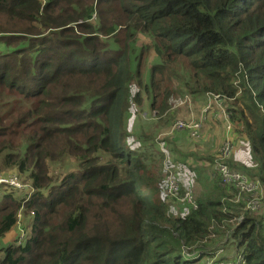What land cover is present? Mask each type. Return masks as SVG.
<instances>
[{
  "label": "trees",
  "instance_id": "16d2710c",
  "mask_svg": "<svg viewBox=\"0 0 264 264\" xmlns=\"http://www.w3.org/2000/svg\"><path fill=\"white\" fill-rule=\"evenodd\" d=\"M94 2L116 4L115 21L92 24ZM0 9L43 28L3 41L0 85L26 87L30 106L0 126V170H17L31 189L19 195L0 184V239L22 209L32 229L23 243L0 247V264H264V197L259 212L246 209L215 171L196 208L168 197L165 174L129 148L123 123L125 41L141 32L159 58L142 89L149 109L172 113L178 94L222 99L233 141L251 157L237 169L264 189V0H0ZM120 32L122 47L97 35L119 44ZM86 78L100 90L82 100L86 86L75 79ZM170 127L159 133L170 138ZM65 155L75 169L56 176L47 161Z\"/></svg>",
  "mask_w": 264,
  "mask_h": 264
},
{
  "label": "rangeland",
  "instance_id": "374dc122",
  "mask_svg": "<svg viewBox=\"0 0 264 264\" xmlns=\"http://www.w3.org/2000/svg\"><path fill=\"white\" fill-rule=\"evenodd\" d=\"M78 1V0H77ZM85 1V0H81ZM105 6H97L94 2V12L93 16L90 20L92 24L96 27L99 24H108L110 25L113 21H115L118 17V12L116 13L115 7L116 4L112 2H107ZM0 11H2L0 9ZM39 27V28H38ZM119 28V27H118ZM39 29V31H38ZM41 26H33L29 24H22L17 20H8L7 18L0 16V58L1 55L8 51L9 48L4 46L3 41L5 37H8V33H13L14 31H22L27 34H34L42 31ZM51 29L46 30L47 33ZM101 41H105L109 47H122L124 45L125 38L123 34L116 33L115 39L118 40L119 44L115 43L112 38H106L102 34H97ZM38 36V35H36ZM114 42V43H113ZM142 53H139V47L146 46ZM150 39L143 33H138L136 41L133 43L132 41H125V51L130 57L131 64H128V81L126 85V105L123 111V123H125L126 119V142L130 149L140 151L144 156H148L153 159L152 165L150 168L154 170V175L158 171V174H165V188H166V171H172L178 180V183L181 187V190L190 191L191 195L193 194L194 198L197 199L201 195L202 192H205V188L211 185V182L207 183L206 177L211 175L214 169V162L217 159L220 151V147L222 142L218 136H213L210 132L208 133L206 129L208 127L215 128V133H220L222 127L217 124L207 123V112L211 109L214 104V97H206V96H195L192 97L189 94H178L173 99L172 113H163L161 115L155 114L153 111L149 109L150 107V99L147 98V94L142 90L144 85L148 83L150 78V72L152 71V67L159 62V58L156 53L149 49ZM139 62V68H136V65ZM139 80L143 85L140 84ZM76 83L80 85H85L86 88L82 92L80 98L82 100L87 99L92 94L97 93L100 88L98 87V79L97 78H86V79H75ZM21 85H25L20 83ZM23 90V91H22ZM28 89L25 87L24 89H18L16 87H8L7 85H0V126H11L14 124L13 122L16 120V117L21 113V109H17L12 112L15 107L28 108L30 106L29 97L26 96ZM61 91L60 88H53L51 94H57ZM135 94H139V102L136 101ZM44 96L41 98L44 99ZM26 100H25V99ZM207 103H206V100ZM198 103V104H197ZM206 103V105H205ZM49 104V102H48ZM198 111L194 112V110L198 107ZM205 105V106H204ZM61 106L60 104L57 105ZM204 108L202 109V107ZM206 115V116H205ZM205 116V120H204ZM178 120L185 121L189 124H200V137L197 139L198 141H192L189 138L188 129L181 130V138L180 143H178L179 148L181 149L180 155L177 157L172 156L170 153V144L169 138L166 135L159 133L162 129H166L169 126L171 131L172 126ZM217 126V127H214ZM185 137L188 140H184ZM208 138V142H204L205 138ZM159 144L160 151L158 152L154 148H151V141ZM184 141V142H183ZM163 144H167L168 148H164ZM170 144V145H169ZM149 149H153L152 152ZM211 150V152H215V156H210L207 154V150ZM247 149V148H246ZM242 150V147H241ZM177 150H173V154L175 155ZM251 160V159H250ZM249 161V160H248ZM47 163L56 168V176L62 175L64 173H68L71 169H75V160L66 156L60 158L56 162ZM237 167H231L234 169L240 168L243 165L240 162H237ZM248 163V162H247ZM248 166H252V162H249ZM157 170V171H156ZM239 170V169H237ZM241 171V170H240ZM216 172V171H215ZM64 176V175H63ZM61 177H56V182L60 181ZM5 180L15 184L18 182L19 186L13 187L8 186L7 184H2L4 188H8L7 190L13 191L14 188L18 189L17 192L20 195H24L27 191H29L30 185L25 176H20L17 170H0V181L4 182ZM211 179L210 181H212ZM54 185V184H53ZM157 186L159 184L157 182ZM144 191V190H143ZM165 194V189L162 190ZM143 194L145 193L142 192ZM146 195V194H145ZM171 212L174 215L180 214L182 211L177 209L176 204H172L169 202ZM176 206V207H175ZM262 208V204L260 205V210ZM259 212V210H257ZM256 211V212H257ZM21 214L17 215V221L13 227H11L3 238L0 239V247L7 248L13 244H21L24 242L26 235H30L32 229V212L30 210L22 209ZM55 223V221H54ZM2 254V253H0ZM0 257H2L0 255ZM211 261H208V264Z\"/></svg>",
  "mask_w": 264,
  "mask_h": 264
},
{
  "label": "built area",
  "instance_id": "2783aa9c",
  "mask_svg": "<svg viewBox=\"0 0 264 264\" xmlns=\"http://www.w3.org/2000/svg\"><path fill=\"white\" fill-rule=\"evenodd\" d=\"M216 100L221 101L222 99L217 96H213ZM221 113L225 119V137L222 141L219 155L214 162V169L216 173L220 176L222 184L232 188L235 192L234 202L241 201L244 203L246 209L251 211H257L260 208L261 201L264 197V189L259 180L250 177L246 173L232 168L228 161L234 150V141L232 137L233 127L229 122L228 115L225 112L224 108L221 107ZM200 124H189L185 121L178 120L172 126L170 133L176 131L188 129L189 135L191 138L199 139L200 137ZM8 186L17 187L19 186L18 182L15 184L5 180L4 182ZM165 193L168 197L177 199L181 202H186L191 205L193 208H196V201L191 195L190 191H184L182 193L181 187L178 183L176 175L170 171H166V188ZM240 260V259H239Z\"/></svg>",
  "mask_w": 264,
  "mask_h": 264
},
{
  "label": "crops",
  "instance_id": "0c3cea01",
  "mask_svg": "<svg viewBox=\"0 0 264 264\" xmlns=\"http://www.w3.org/2000/svg\"><path fill=\"white\" fill-rule=\"evenodd\" d=\"M206 97H210V96H206ZM215 99V98H214ZM205 100H206V98H205ZM206 103H207V100H206ZM206 103H205V105H206ZM223 103H224V101L223 100H221V101H219V100H216L215 99V101H214V104L212 105V107H211V109L207 112V118H206V121H207V123H210V124H217V121L219 122L218 123V125L217 126H221L222 127V129L220 130V133H215L214 132V129L215 128H211V127H208L207 129H206V131L209 133L210 132V130H211V133L213 134V136H218L219 138H220V141L222 142L223 141V139H224V137H225V119H224V116L222 115V113H221V107H223L224 108V105H223ZM198 104V103H197ZM204 105V106H205ZM204 106L202 107V109L204 108ZM198 109H199V105H198V107L194 110V112L196 111H198ZM206 116V115H205ZM205 116H204V120H205ZM217 126H214V127H217ZM181 131V130H180ZM180 131H176V132H174V134L173 135H171V137L169 138V143L170 144H172L173 145V147H171L170 146V153L172 154V156H174V157H177L178 155H180V151H181V149L179 148V145H178V143H180V142H182L181 141V138L183 137V135H181V132ZM232 137H233V140H234V135H233V133H232ZM189 138H190V140H192V141H198L197 139H195V138H191L190 137V135H189ZM184 140H188L186 137H185V139ZM209 141V139L206 137L205 138V140H204V142H208ZM184 142V141H183ZM169 144V145H170ZM234 144H235V146H234V150H233V153H232V155H231V157H230V159H229V161H228V163H229V165H233L234 167L235 166H237V163H236V161L237 162H240V163H242L243 165H241V166H244V164H246L247 162H248V160L250 161V159H251V157H247L246 158V153H245V151H244V149L242 148V150H241V146L239 145V143H238V141H234ZM165 148H168V145L166 144L165 145ZM173 150H177V151H179V153L178 152H176V154L174 155L173 154ZM207 152V154H209L210 156H215V152H211V150L209 149V150H207L206 151ZM249 156V155H248ZM231 165V166H232ZM240 171V170H239ZM179 180V179H178ZM206 180H207V183H209L210 182V180H211V175H208L207 177H206ZM208 187V186H207Z\"/></svg>",
  "mask_w": 264,
  "mask_h": 264
},
{
  "label": "clouds",
  "instance_id": "9594fccd",
  "mask_svg": "<svg viewBox=\"0 0 264 264\" xmlns=\"http://www.w3.org/2000/svg\"><path fill=\"white\" fill-rule=\"evenodd\" d=\"M245 173V172H244ZM0 184H4V183H0Z\"/></svg>",
  "mask_w": 264,
  "mask_h": 264
}]
</instances>
